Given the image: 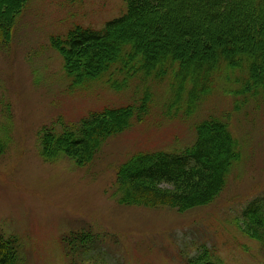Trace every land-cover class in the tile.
Wrapping results in <instances>:
<instances>
[{"label": "rangeland", "instance_id": "obj_1", "mask_svg": "<svg viewBox=\"0 0 264 264\" xmlns=\"http://www.w3.org/2000/svg\"><path fill=\"white\" fill-rule=\"evenodd\" d=\"M26 2L12 37L0 38V230L18 236L26 260L74 262L65 255V239L91 231L102 247L79 264H193L203 251L218 264H263L264 245L240 226L247 204L264 197V105L233 109L221 88L193 114L169 117L159 109L158 91L156 110L108 135L89 157L56 158L60 152L43 146L44 132L60 133L98 111L128 105L133 93L99 79L74 85L51 38L77 24L100 28L125 3ZM209 115L229 117L242 146L241 159L212 202L179 211L119 201L120 167L140 153L191 145L196 124Z\"/></svg>", "mask_w": 264, "mask_h": 264}, {"label": "trees", "instance_id": "obj_2", "mask_svg": "<svg viewBox=\"0 0 264 264\" xmlns=\"http://www.w3.org/2000/svg\"><path fill=\"white\" fill-rule=\"evenodd\" d=\"M26 1L0 0V38L12 37ZM123 1L124 11L102 27L77 24L51 38L74 85L99 79L133 93L128 105L98 111L60 133L44 132L43 146L60 152L56 158L89 157L108 135L156 110L158 91L159 109L169 117L193 114L221 88L233 109L264 105V0ZM195 127L191 145L140 153L120 167L119 201L179 211L212 202L242 157L241 141L229 117L209 115ZM241 222L242 231L264 245V197L247 204ZM94 235L73 232L65 239V255L74 258L67 264L91 260L103 242ZM23 252L18 236L0 230V264H31ZM208 256L203 251L190 263L218 264Z\"/></svg>", "mask_w": 264, "mask_h": 264}]
</instances>
